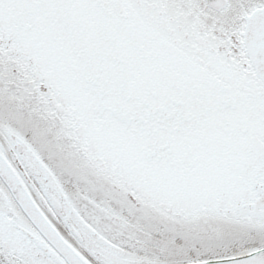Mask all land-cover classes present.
Returning <instances> with one entry per match:
<instances>
[{
  "label": "snow or ice",
  "instance_id": "6c2138e0",
  "mask_svg": "<svg viewBox=\"0 0 264 264\" xmlns=\"http://www.w3.org/2000/svg\"><path fill=\"white\" fill-rule=\"evenodd\" d=\"M0 264H264V0H0Z\"/></svg>",
  "mask_w": 264,
  "mask_h": 264
}]
</instances>
